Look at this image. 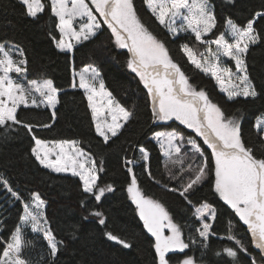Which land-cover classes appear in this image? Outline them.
I'll use <instances>...</instances> for the list:
<instances>
[{"label":"trees","instance_id":"obj_1","mask_svg":"<svg viewBox=\"0 0 264 264\" xmlns=\"http://www.w3.org/2000/svg\"><path fill=\"white\" fill-rule=\"evenodd\" d=\"M43 2L45 11L38 19H33L26 15L25 6L20 0H0V43L23 51L22 58L27 60L26 80L51 79L55 87L61 90L54 108L20 105L17 119L22 123L12 124L9 121L10 127L0 126V177L7 180L25 201L30 202L32 192L39 193L46 201L43 212L49 221L47 227L52 229L58 241H63L55 264H155L154 249L151 247L154 241L144 229L135 205L126 192L131 180L124 164L126 158L138 161L133 165V170L140 188L146 196L165 206L173 221L181 226L183 239L189 243V248L183 252L172 251L167 258L169 263H178L186 256H192L196 264H251V257H255L257 263L264 264V256L252 245L247 226L240 221L235 210L213 191L215 177L211 150L194 130L178 120L153 122L147 91L139 77L127 68L128 50L115 45L107 25H103L90 40L73 43L71 52H60L49 35L51 32L59 39L55 28L58 21L51 15L48 0ZM133 3L141 21L165 43L170 56L188 76L190 84L197 91L204 89L211 101L218 104L226 115L240 119L245 146L254 149L256 158H264V132L254 127L257 117L264 116V19L255 24L262 40L251 45L245 57L247 74L260 96L255 100L243 96L229 100L211 75L195 68L180 50L183 43L198 53L207 46L199 44L190 32H180L173 37L151 15L144 0H133ZM209 3L214 6L217 27L205 37L208 40L226 30V18L231 17L237 24L244 25L253 13L264 9V0H234L232 3L228 0H209ZM225 64L235 71V63L230 58ZM85 65L95 66L113 97L125 108L134 110L132 119L107 144L95 132L84 90L78 86L71 87L73 70L79 72ZM23 124L32 125V132ZM45 124L50 127H42ZM159 130H176L183 134L185 140L195 139L208 157V176L188 194L194 206L207 201L216 209L215 219L207 222L212 225L207 241L196 233L202 221L193 215V207L178 192L170 190L180 189L187 183L188 175L181 173L180 164L171 165L163 159L161 149L152 136L153 132ZM33 136L43 141H79V146L90 153L99 168L103 169L98 173V184L101 187L111 184L114 190L106 192L101 202L97 203L94 197L82 191L79 177L44 168L32 155L31 149L35 146ZM141 145L149 151V170L160 183L150 179L144 171L145 162L140 160L139 153ZM187 147V143L183 144L181 151L184 169L189 167L188 164L200 161L195 157L193 163H187L191 154ZM169 170L177 179L170 178ZM82 200L86 207L81 206ZM93 209L104 213L106 226L98 223V217L89 215ZM22 213L23 205L0 184V252L3 243L20 223ZM86 216L88 218L84 219ZM230 223L231 234L247 247L249 254L239 253L235 260L223 252L225 247H235L234 241L227 239ZM105 231L129 239L132 247L126 249L109 241L104 236ZM22 232L25 242H30L23 249L22 258L30 264H51L43 233L34 232L31 224L24 225ZM189 237H195L197 243H191ZM218 252L220 255H217Z\"/></svg>","mask_w":264,"mask_h":264},{"label":"snow or ice","instance_id":"obj_2","mask_svg":"<svg viewBox=\"0 0 264 264\" xmlns=\"http://www.w3.org/2000/svg\"><path fill=\"white\" fill-rule=\"evenodd\" d=\"M20 2L25 6L26 15L33 19H38L46 8L43 0H20ZM228 2L232 3L234 0ZM48 3L51 15L58 21L55 28L59 33V39L51 32L49 35L60 52H70L73 49L71 41L76 43L88 41L97 30L107 25L115 45L128 50L127 68L139 77L147 90L153 122L175 118L203 139V143L211 150V161L214 164L212 169L215 177L212 185L214 193L235 210L240 221L247 226L252 245L264 256V158H256L254 149L245 146L240 119L226 115L218 104L211 101L204 89L197 91L196 87L190 84L188 76L170 56L165 43L141 21L133 0H90V3L86 0H48ZM144 3L155 20L173 37L178 36L180 32H190L199 44L207 46L205 52L198 53L187 43H183L180 45V50L195 68L205 74H211L229 100L239 96L255 100L260 96L247 74L245 57L250 46L262 40L255 24L258 20L264 19V9L253 13L252 18L244 25L237 24L231 17L226 18V30L221 31L214 39L208 40L205 37L217 27L214 6L210 5L209 0H144ZM76 17L87 18V22L82 23L79 30L73 26ZM212 45H215V50ZM14 55L23 56L24 53L22 50L17 53L0 43V126L6 128L10 127L9 121L12 124L22 123L17 119V108L20 105L29 106V98L32 106L39 107L41 104H46L54 108L61 91L55 87L51 79H33L26 84L14 79L12 73L21 77L27 73V60L17 61L13 58ZM221 57H228L234 61L236 71L222 67ZM73 76H79V88L84 90L87 97L95 132L107 144L110 138L116 137L132 119L134 110L125 108L113 97L106 89L101 73L95 66L85 65L79 73L73 70ZM71 87H77L75 80ZM97 97L102 101L99 105L96 102ZM105 108L111 116L110 123H102L98 118ZM23 126L32 132V125L23 124ZM42 127L47 128L50 125L45 124ZM254 127L258 131H264V116L257 117ZM152 136L170 160L174 153L179 154L182 151L185 142L183 134L175 130L167 133L157 131L153 132ZM33 139L35 146L31 152L35 160L44 168L56 173L70 172L73 177H79L82 191L94 197L97 203L101 202L106 192L114 190L111 184L104 187L98 184L97 173L103 169L97 168L90 153H86L80 147H72L71 151L66 150V146L79 145V141L52 142L59 148L56 160L52 161L49 158L52 149L46 147L47 142L34 136ZM186 142L191 146L193 155L201 162L190 164L189 169L185 170L182 167L183 160H172L174 165H181L180 171L188 175V180L180 189L170 190L178 192L187 204L193 207V215L198 220H214L216 209L213 205L205 201L196 207L188 199V194L205 181L210 169L208 157L205 156L200 144L193 138H188ZM139 153L140 160L145 162L144 171L150 179L160 183L152 177L149 170L147 164L150 159L149 151L141 145ZM136 163L138 161L127 158L124 161L126 170L131 176L130 183L126 187L128 199L135 205L144 229L154 237L151 247L154 249L155 264H169L166 254L174 250L183 252L189 248V243L183 239L181 226L173 221L165 206L158 200L146 196L140 188L133 170V165ZM169 173L171 179H177L176 175L171 174V170ZM0 184L23 205L20 223L2 245L0 264H30L28 260L22 258L23 249L27 243H30L25 242L22 232V227L27 224H31L34 232L43 233L50 251L51 264H55L63 241H58L52 229L47 227L49 221L43 212L46 201L37 192L31 193L30 202L25 201L3 177H0ZM81 206L86 207L85 201H81ZM89 215L98 217L100 225H107V218L103 212L93 209ZM211 228L210 223L204 222L201 227L196 228V233L207 241ZM165 229L168 230V235H165ZM104 236L126 249L132 247L129 239L122 238L112 231H105ZM227 239L234 241L235 244V247L223 249L228 257L235 260L239 253L249 255L247 247L231 234V223ZM189 240L193 244L197 243L195 237H189ZM204 247H207V244H204ZM217 255L220 253L218 252ZM179 264H196V262L192 256H186ZM251 264H256L255 257H251Z\"/></svg>","mask_w":264,"mask_h":264},{"label":"rangeland","instance_id":"obj_3","mask_svg":"<svg viewBox=\"0 0 264 264\" xmlns=\"http://www.w3.org/2000/svg\"><path fill=\"white\" fill-rule=\"evenodd\" d=\"M86 2H89L90 3V0H86ZM98 15V14H97ZM87 22V18H80V17H76V18H74V21H73V26L76 28V30H79V27H80V25L82 24V23H86ZM98 31V30H97ZM65 39H67V38H65ZM72 43H76L75 41H71ZM8 48H10V49H14L15 50V52H19L17 49H15V48H13V47H8ZM207 48V47H206ZM206 48H205V50L203 51V52H205L206 51ZM212 48H213V50H215V45H212ZM67 52H69V51H67ZM71 52V51H70ZM15 60H17V61H19V60H21V59H23L22 58V56H19V55H14V57H13ZM201 59H202V57H201ZM228 59V57H221V66L222 67H228L227 66V64H225V62H226V60ZM229 68V67H228ZM235 71H236V69H235ZM235 71H233V72H235ZM80 72V71H79ZM79 72H77V73H79ZM210 74V73H209ZM12 76H13V78L14 79H19V81L20 82H22V83H27V81H29V80H26L25 78H24V76H18V74H16V73H12L11 74ZM211 75V74H210ZM73 79L75 80V83L77 84V86L79 87V76H73ZM216 82V81H215ZM218 85V84H217ZM96 87H97V89H98V87H99V85H98V82H97V84H96ZM220 89V88H219ZM37 96H38V94H36ZM96 102H97V104L99 105V104H101L102 103V101H101V98L100 97H97L96 98ZM29 105H31V98H29ZM42 106L43 105H46V104H41ZM40 105V106H41ZM99 119H100V121L102 122V123H104V122H107V123H110L111 122V116L110 115H108V112H107V109L105 108L101 113H100V115H99V117H98ZM173 119H175V118H173ZM180 122V121H179ZM160 132H165V133H167V132H171V131H173V130H159ZM176 131V130H175ZM157 132V131H156ZM176 132H178V131H176ZM264 132V131H263ZM178 133H180V132H178ZM154 139V138H153ZM155 140V139H154ZM68 141H76V140H68ZM156 141V140H155ZM187 140H185V142H184V144H186L187 142H186ZM47 142V144H46V147H48V148H50V149H52V153L50 154V156H49V158L52 160V161H55L56 160V158H57V156H56V154L57 153H59V148L58 147H56L52 142H54V141H46ZM156 143L158 144V142L156 141ZM159 145V144H158ZM72 147H80L79 145H75V146H72V145H70V146H66V150L67 151H71V149H72ZM160 147V146H159ZM81 148V147H80ZM186 150H189V151H191L190 153V156H189V160H188V162L190 163L191 161H192V163L194 162L193 160H195V156L193 155V150H192V148H191V146L188 144V147L186 148ZM162 152V151H161ZM87 153V152H86ZM162 154H163V156H164V159H165V162H167V163H169V164H171V165H174L173 163H172V160H177V159H180V160H183V156L181 155V152L179 153V154H173V157H172V160H170L167 156H165L164 155V153L162 152ZM41 155H43V153H41ZM93 158V157H92ZM187 162V163H188ZM201 161H199V163H200ZM199 163H196V162H194V164H199ZM176 165V164H175ZM177 165H179V164H177ZM96 166H97V168L99 169V166L97 165V163H96ZM189 166V164L187 165V167ZM185 169H189V167L188 168H185ZM99 173V172H98ZM98 173H97V175H98ZM69 174H71L70 172H69ZM211 219H206V220H201L202 221V223H204V222H209ZM169 234V233H168ZM167 234V235H168ZM256 264H259V263H257L256 262Z\"/></svg>","mask_w":264,"mask_h":264},{"label":"water","instance_id":"obj_4","mask_svg":"<svg viewBox=\"0 0 264 264\" xmlns=\"http://www.w3.org/2000/svg\"><path fill=\"white\" fill-rule=\"evenodd\" d=\"M147 91V90H146ZM142 222V221H141ZM142 224H143V222H142ZM146 230V229H145ZM166 230L167 229H165V235H166ZM148 233V232H147ZM150 236H151V234L150 233H148ZM152 237V236H151ZM152 239H153V241H154V237H152ZM172 252V251H171ZM171 252H169L168 254H166V258H168V255L171 253ZM169 264H179V262L178 263H169Z\"/></svg>","mask_w":264,"mask_h":264},{"label":"bare ground","instance_id":"obj_5","mask_svg":"<svg viewBox=\"0 0 264 264\" xmlns=\"http://www.w3.org/2000/svg\"><path fill=\"white\" fill-rule=\"evenodd\" d=\"M185 155H186V153H185ZM185 155H184V156H185ZM186 158H187V157H186ZM163 159H164V158H163ZM188 163H189V162H188ZM176 171H177V169H176ZM173 173H174V172H173ZM186 176H187V175H186ZM187 177H188V176H187ZM187 177H186V178H187ZM172 186H173V185H172ZM172 186H171V187H172ZM175 187H176V186H175ZM176 189H177V188H176Z\"/></svg>","mask_w":264,"mask_h":264}]
</instances>
